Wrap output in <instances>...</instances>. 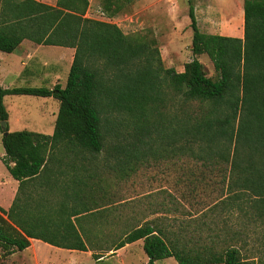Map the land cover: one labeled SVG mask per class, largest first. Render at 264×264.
Listing matches in <instances>:
<instances>
[{
	"label": "trees",
	"instance_id": "trees-1",
	"mask_svg": "<svg viewBox=\"0 0 264 264\" xmlns=\"http://www.w3.org/2000/svg\"><path fill=\"white\" fill-rule=\"evenodd\" d=\"M133 2L100 0V5L107 18H114ZM88 4V0H56L55 6L35 0H0V51L12 52L24 38L75 49L64 85L0 86V121L7 120L6 94L58 101L52 134L8 131L7 123L5 129L0 125L10 175L21 185L43 174L53 155L59 163L65 156L78 177L91 176L82 166L95 162L123 174L128 167L133 169L132 163L148 157L190 156L223 165L224 192L207 209L227 208L233 219L225 216L208 223L202 210L198 218L190 216L192 220L187 221L170 213L176 208L162 206L160 216L127 229L123 219L109 218L112 209L106 206L87 214L94 216L95 223L85 228L78 218L74 222L70 215L62 217L61 203L49 197L46 211L39 210L42 196L31 203L35 210L19 207L14 199L8 210L0 207V260L27 248L29 238L87 250L96 242L110 240L115 231L104 232L102 227L115 223L123 230L107 250L142 239L146 264L169 257L177 264H261L264 0L242 1V38L199 30L190 5L193 57L182 70L163 66L153 38L128 35L111 21L84 16ZM201 54L212 62L215 76L206 73L198 59ZM99 154L103 160L94 161ZM78 185L74 197L106 189L95 184L85 193L87 185ZM92 232L101 233L103 239L88 234ZM249 240L258 247L245 252Z\"/></svg>",
	"mask_w": 264,
	"mask_h": 264
},
{
	"label": "rangeland",
	"instance_id": "rangeland-1",
	"mask_svg": "<svg viewBox=\"0 0 264 264\" xmlns=\"http://www.w3.org/2000/svg\"><path fill=\"white\" fill-rule=\"evenodd\" d=\"M242 1L236 0V5L234 3L232 6L231 0H134L128 11L124 7L125 9L123 8L122 12L116 17L107 18L100 13L102 11L100 0H97V10L89 16L94 18L95 15H99L100 19L117 22L125 34H141L145 35L147 39L153 38L163 61V66L180 70L183 64L193 57L191 51L193 31L190 27L189 6H193L199 30L220 34L223 32L224 27H228L227 29L231 30L227 31L232 33L230 36L242 38ZM222 16H224L223 19ZM7 58H4V60ZM198 59L204 65L206 73L209 76H215L213 64L208 56L201 54ZM8 64L6 61L4 69ZM41 64L42 59L38 56L30 64L32 66H29L28 74L25 70L21 71V74L26 75L25 78L30 82L23 80V75L15 77L9 71L4 75L0 73V82L4 81L3 84L8 87L28 86L30 85L28 83L33 81L30 78L33 77L43 78L44 82L41 83H44L42 86H45V82L52 77L51 66L47 69L42 67ZM15 67L18 69L19 65L17 64ZM34 72L42 73L37 76ZM67 72L66 66L65 77ZM63 76L64 74L61 77ZM3 104L7 112L8 131L26 129L52 134V112L57 113L58 110V101L55 98L27 94H6L3 96ZM1 135L0 130V173L2 174L8 170L4 161ZM193 159L190 156L148 157L146 160L132 163L130 167H133V169L128 167L129 171L123 174L107 168L105 173L112 181V185L109 186V200L103 198L101 201L104 203L102 202V204L108 203L107 201L109 203L120 202V218L129 224L128 227L126 226L127 229L132 227L130 224L140 223L144 217L151 220L156 216H160L162 206L173 210L176 208L175 211L170 213L178 219L187 221L192 220L190 216H197L198 218L202 210L205 212V218L203 219L208 223L214 218L224 220L223 217L225 216L227 219H233L232 216L230 217L227 208H217V210L211 212L207 209L214 202H217L224 192L222 182L223 165H217L213 161L203 163ZM101 185L104 184L98 186ZM155 211L159 212L155 213ZM216 211L218 212L216 213ZM132 212L134 213L132 215L134 216L133 219L130 218ZM192 226L193 224L190 223V227ZM190 227L188 229H191ZM102 228L104 232L106 230L111 231V233L115 231L114 235L111 234L110 240L96 242V245L93 246V248L97 247V252L103 253L117 242L118 235L123 228L115 223L103 225ZM141 246V242L138 241L126 248L127 251L122 254L125 263L146 264V257ZM89 247L92 249V246ZM257 247L256 242L249 240L245 252L254 251ZM33 249L38 253L37 262H35L36 260H34L29 250L27 252H16L11 256L7 255L0 260V264H121L122 262L121 257L96 261L94 255H87L88 253L68 254L55 251L46 243H35ZM93 251L95 250L92 249ZM111 254L112 251L109 252V256ZM261 259V264H264V257L261 256ZM173 263L175 264L174 259L171 257L156 260V264Z\"/></svg>",
	"mask_w": 264,
	"mask_h": 264
},
{
	"label": "crops",
	"instance_id": "crops-1",
	"mask_svg": "<svg viewBox=\"0 0 264 264\" xmlns=\"http://www.w3.org/2000/svg\"><path fill=\"white\" fill-rule=\"evenodd\" d=\"M19 1V0H16ZM50 6H55L56 0H35ZM96 1L97 0H88V8L84 14L86 17H90L89 15L92 14L93 11H96ZM236 0H231L232 6ZM133 4V3H132ZM131 4V5H132ZM130 5V6H131ZM236 5V3H235ZM130 6H127V11L129 10ZM101 7V5H100ZM98 6V8L100 9ZM235 7V6H234ZM233 9V8H232ZM231 9V10H232ZM230 10V12H231ZM126 11V12H127ZM101 14L102 11L100 12ZM105 16V15H104ZM224 16H222L223 19ZM94 18L99 20V15H95ZM107 21V20H104ZM114 23V22H113ZM115 24L119 27L118 23L115 22ZM120 28V27H119ZM228 28V27H227ZM223 28V32L220 33L221 35L230 36L232 33H229L231 29ZM229 30V31H227ZM232 32V31H231ZM74 47L70 46H63V45H55V44H44V43H36L31 39L24 38L21 40V42L17 45V47L9 53L0 51V73L4 75L6 72H10L11 74H14L15 77H18L21 74L23 70L26 71L28 74V68L29 66H32L33 59L37 58L38 56L42 59V67H46L47 69L50 67L51 72V79L45 82L46 87H52L55 83H60L62 85L66 82V66L67 70H69L73 55H74ZM8 57L4 60V58ZM6 61L9 63L7 67H5ZM5 62V63H4ZM19 65V68L17 69L15 66ZM14 65V67H12ZM183 68V66H182ZM182 70V69H180ZM4 71V72H3ZM39 76V73L42 72H34ZM49 73V72H47ZM68 73V72H67ZM62 74H64L63 77ZM26 76V75H25ZM23 75V80L26 82L27 79ZM15 78L14 76H12ZM3 78V77H2ZM33 81L31 83H28L30 85L28 86H42L41 82H44L43 78H33L31 77ZM2 80V79H1ZM4 81L0 82L3 84ZM0 86L2 88H8L5 84ZM58 111V110H57ZM57 113L52 112V122L54 127V121L56 118ZM7 123V120H6ZM8 126V125H7ZM9 130V129H8ZM41 132V131H39ZM58 157L53 155V159L48 162V166L46 171L43 174H40L38 177L36 176L33 179H29L25 182H23L20 185V181L14 179L10 173L7 171L5 173H0V207L8 210L9 207L12 205L14 199H17V205L19 207H23L26 210H35L36 208L34 206H31V203L37 200V197L42 196V206L39 207V210L46 211L47 206L45 205L46 198H51L52 201H54L56 204L61 203V215L62 217L71 216V219L75 222V218H78L79 223L83 227H88L89 225H93L95 223L94 216H88L87 214L89 212H92L98 208L109 206L110 209H112L111 216L109 218H120V202H113L106 204H102L103 201H101L103 198H107L109 200V186L112 185V181L110 180L109 176L106 175L105 170L107 169L105 167V164H102V162H95L93 164H85L82 167L87 169L88 172H92L91 176H84V177H78L76 172H73L70 165L66 164V157L64 156L62 158V163H59L56 161ZM102 154H99L94 161H102ZM86 184V192H89V188H94L95 184H104L106 186V189L103 191L104 193H100L99 191H90L91 194H84L80 195L78 197L75 196V192L79 186L78 184ZM20 185V187H19ZM91 186V187H90ZM102 197V199H101ZM104 203V202H103ZM89 210V211H88ZM130 218H134L132 216L134 213H130ZM102 219V218H99ZM147 220L145 217L142 218V221ZM138 221V220H137ZM140 222V223H141ZM89 235H96V237L103 239V235L101 233L95 234V233H88ZM30 239V245L25 248L22 251H15L11 255H14L16 252H27L30 250V254L33 256L35 262H37V251L33 249V246L35 243H46L40 239L36 238H29ZM138 241L141 242L142 245V239H139L137 241L127 243L121 248L117 250H107L106 252H97V247H90L87 248V250H77V249H68L63 247H57L54 245H50L55 251H61L66 252L68 254L72 253H88L87 255H94L96 261H103L107 258H114V257H121V264H127L125 263L124 259L122 258V254L124 251H127V247L133 243H137ZM142 249V246H141ZM112 251V254L109 256V252ZM100 255L98 258L96 256ZM146 261H147V256ZM169 259V258H168ZM2 260V259H1ZM66 260V259H64ZM67 262V261H66ZM175 264L177 262L174 260ZM69 263V261H68ZM156 264V262H155ZM174 264V263H173Z\"/></svg>",
	"mask_w": 264,
	"mask_h": 264
},
{
	"label": "water",
	"instance_id": "water-1",
	"mask_svg": "<svg viewBox=\"0 0 264 264\" xmlns=\"http://www.w3.org/2000/svg\"><path fill=\"white\" fill-rule=\"evenodd\" d=\"M0 125H1V127H2L3 129H5V128H6V121L1 120V121H0ZM7 132H8V131H4V132H3V135H6Z\"/></svg>",
	"mask_w": 264,
	"mask_h": 264
}]
</instances>
